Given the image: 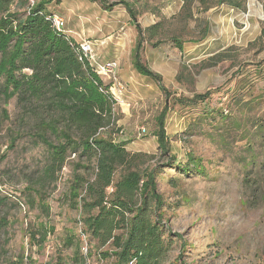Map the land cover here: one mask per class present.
<instances>
[{"label": "rangeland", "instance_id": "374dc122", "mask_svg": "<svg viewBox=\"0 0 264 264\" xmlns=\"http://www.w3.org/2000/svg\"><path fill=\"white\" fill-rule=\"evenodd\" d=\"M120 1L134 7L136 20L122 4L111 10L93 0L49 5L64 20L68 36L92 45L94 65L118 64L116 87L100 76L111 86L115 104L113 121L99 137L124 143L131 157L130 167L117 169L114 184L129 170L154 171L163 200L157 214L172 241L168 263L264 264V134L258 129L264 123V0H233L240 8L206 0L209 10L200 0L107 4ZM136 23L143 29L160 24L159 36L144 41L141 54L142 62L162 76L168 99L160 85L133 67ZM174 36L183 41V52L170 40ZM207 91L210 98L196 106L176 103ZM166 104L170 151L164 153L155 133ZM4 108L9 120L2 117ZM36 124L17 97L6 104L0 100V200L5 202L0 220L8 224L0 232V264H112L102 256L109 246L98 249L82 237L81 208L69 196L75 174L94 180L95 158L69 154L64 168L47 180L43 170L51 150L34 137ZM47 138L58 142L51 134ZM197 163L202 173L192 170ZM186 165L191 171L181 172ZM41 223L50 230L38 245L29 229ZM78 235L84 263L75 257Z\"/></svg>", "mask_w": 264, "mask_h": 264}, {"label": "trees", "instance_id": "16d2710c", "mask_svg": "<svg viewBox=\"0 0 264 264\" xmlns=\"http://www.w3.org/2000/svg\"><path fill=\"white\" fill-rule=\"evenodd\" d=\"M54 1L59 0H35L33 5L30 0H0V100L6 104L17 97L28 118L37 123L34 137L51 150L50 163L43 170L47 180L64 168L69 154L80 151L82 156L95 158L94 180L75 174L69 188L75 208H81V234L88 237L89 246L93 242L98 249L109 246L102 256L112 259V264H171L168 256L172 241L166 240L160 223L162 215L157 214L163 200L157 192L156 174L129 170L114 184L117 169L130 167L131 157L124 143L116 144L99 137L113 121L115 101L111 86L104 84L88 59H80V44L64 29L59 31L54 26L55 14L49 11ZM93 1L107 10L122 4L131 18L137 19L134 7L128 2L108 5L107 0ZM200 2L205 10L211 8L206 0ZM216 4L240 8L233 0H218ZM136 27L138 38L133 49V67L140 75L160 85L168 99L162 76L142 62L141 54L143 42L159 36L160 24L143 29L136 23ZM170 40L183 52L182 40L175 36ZM161 42L158 40L155 45ZM211 94L207 91L192 98H178L176 103L196 106L206 102ZM167 112L168 104L157 117L155 133L164 153L170 151L165 130ZM2 117L9 120L6 108L2 110ZM258 129L264 134V123H259ZM48 134L55 136L58 142H50ZM16 138H12L10 147L14 146ZM172 159L176 162V157ZM193 168L197 173L203 172L200 163ZM180 171L189 173L191 169L189 165L180 166ZM41 188L42 185L35 191L38 196L42 194ZM3 203L4 200H0V204ZM6 225V221L0 220V232ZM39 227L29 229V237L31 242L42 245L50 229L43 223ZM37 236L40 238L35 242ZM69 242L72 243V239ZM81 244V235H78L75 257H78L77 262L84 263V258L78 256Z\"/></svg>", "mask_w": 264, "mask_h": 264}, {"label": "built area", "instance_id": "2783aa9c", "mask_svg": "<svg viewBox=\"0 0 264 264\" xmlns=\"http://www.w3.org/2000/svg\"><path fill=\"white\" fill-rule=\"evenodd\" d=\"M30 2L33 5L35 3V0H30ZM53 23H54V26L59 31L64 29V26H65L64 20L60 18L59 16L54 15ZM78 50L80 53V59L81 60L88 59L90 63L94 66V69L99 76H107L111 81L113 80L112 82L115 87L117 84H119L118 78L116 76V70L118 68V64L116 62H107L103 65H94L93 60H92L93 48L89 42L81 43ZM82 249L84 251L85 258L87 259V256H88L87 246L82 247ZM27 264H30V263H27Z\"/></svg>", "mask_w": 264, "mask_h": 264}]
</instances>
